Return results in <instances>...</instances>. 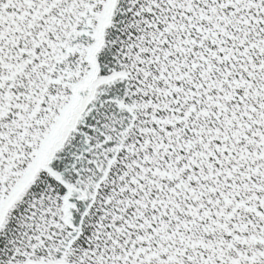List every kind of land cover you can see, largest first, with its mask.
<instances>
[{"label": "snow or ice", "instance_id": "snow-or-ice-1", "mask_svg": "<svg viewBox=\"0 0 264 264\" xmlns=\"http://www.w3.org/2000/svg\"><path fill=\"white\" fill-rule=\"evenodd\" d=\"M0 264H264V0H0Z\"/></svg>", "mask_w": 264, "mask_h": 264}]
</instances>
